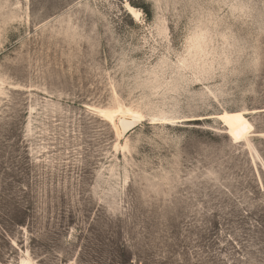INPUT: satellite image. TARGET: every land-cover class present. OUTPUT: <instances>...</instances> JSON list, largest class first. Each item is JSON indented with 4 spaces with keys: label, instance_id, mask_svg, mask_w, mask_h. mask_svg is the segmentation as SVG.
<instances>
[{
    "label": "rangeland",
    "instance_id": "obj_1",
    "mask_svg": "<svg viewBox=\"0 0 264 264\" xmlns=\"http://www.w3.org/2000/svg\"><path fill=\"white\" fill-rule=\"evenodd\" d=\"M0 264H264V0H0Z\"/></svg>",
    "mask_w": 264,
    "mask_h": 264
},
{
    "label": "bare ground",
    "instance_id": "obj_2",
    "mask_svg": "<svg viewBox=\"0 0 264 264\" xmlns=\"http://www.w3.org/2000/svg\"><path fill=\"white\" fill-rule=\"evenodd\" d=\"M100 113L106 117L108 120H110L111 122L114 123L116 131H117V135L120 136V126L118 127V122H116L115 118H116V114L119 112L118 110H113V109H99ZM125 111V110H124ZM130 113L132 114H138L130 109H127V112H123L122 115L119 116V122L123 127V131L125 133H127L130 129H132V126H134L135 123L133 122H129V120L132 121H140L141 119H137L136 115H130Z\"/></svg>",
    "mask_w": 264,
    "mask_h": 264
},
{
    "label": "snow or ice",
    "instance_id": "obj_3",
    "mask_svg": "<svg viewBox=\"0 0 264 264\" xmlns=\"http://www.w3.org/2000/svg\"><path fill=\"white\" fill-rule=\"evenodd\" d=\"M130 115H136V118L137 119H143V116H140L138 114H132V113H130ZM231 119L242 120V117H240V116H233V117H231ZM152 122L155 123L156 121L153 120ZM244 123H247V122L244 121ZM229 126H231V125H229ZM237 139H239V137H237Z\"/></svg>",
    "mask_w": 264,
    "mask_h": 264
}]
</instances>
